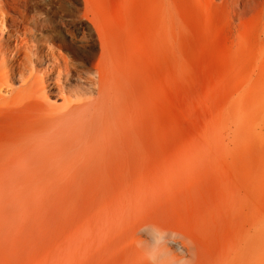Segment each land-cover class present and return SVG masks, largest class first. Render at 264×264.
Returning <instances> with one entry per match:
<instances>
[{
	"label": "rangeland",
	"instance_id": "obj_1",
	"mask_svg": "<svg viewBox=\"0 0 264 264\" xmlns=\"http://www.w3.org/2000/svg\"><path fill=\"white\" fill-rule=\"evenodd\" d=\"M252 6L27 0L81 68L107 54L119 107L81 148L27 144L24 121L0 115V264H150L167 239L211 264L237 246L264 214V0ZM254 250L264 264V237Z\"/></svg>",
	"mask_w": 264,
	"mask_h": 264
},
{
	"label": "bare ground",
	"instance_id": "obj_2",
	"mask_svg": "<svg viewBox=\"0 0 264 264\" xmlns=\"http://www.w3.org/2000/svg\"><path fill=\"white\" fill-rule=\"evenodd\" d=\"M222 1L240 18L252 9L254 0ZM38 17L37 12L28 14L27 0H0V115L23 120L28 129L24 141L30 145L47 140L74 145L71 148L92 144L97 130L110 124L119 107L115 79L105 63L107 54L102 51L98 66L81 68L64 51L58 32L46 28ZM61 25L75 35L67 20ZM72 80L84 82L87 92L66 95L65 85ZM251 222L237 246L211 264L261 263L254 249L264 237V214L256 211ZM145 226L151 240L167 233L152 224ZM144 254L150 264H202L192 245L179 246L171 239L146 247Z\"/></svg>",
	"mask_w": 264,
	"mask_h": 264
}]
</instances>
